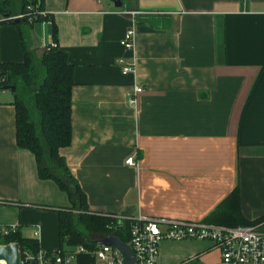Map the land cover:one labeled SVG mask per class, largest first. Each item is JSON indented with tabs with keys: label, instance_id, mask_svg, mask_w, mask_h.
I'll return each instance as SVG.
<instances>
[{
	"label": "crops",
	"instance_id": "obj_1",
	"mask_svg": "<svg viewBox=\"0 0 264 264\" xmlns=\"http://www.w3.org/2000/svg\"><path fill=\"white\" fill-rule=\"evenodd\" d=\"M122 3L43 4L73 64L71 141L59 153L88 209L119 215L132 206L134 216L238 225L210 217L236 189L242 217L264 229V0ZM133 19L127 49L120 41ZM30 39L37 51L49 43L50 21L34 22ZM23 57L18 27L0 22V62ZM119 59L134 70L122 73ZM134 85L143 91L130 104ZM13 99L12 88H0V225L17 224L40 251L54 250L62 245L57 208L70 197L40 178L34 154L16 144ZM219 260L207 239L158 244V264Z\"/></svg>",
	"mask_w": 264,
	"mask_h": 264
},
{
	"label": "trees",
	"instance_id": "obj_2",
	"mask_svg": "<svg viewBox=\"0 0 264 264\" xmlns=\"http://www.w3.org/2000/svg\"><path fill=\"white\" fill-rule=\"evenodd\" d=\"M44 0H0V17L23 13L14 23L19 29L24 57L20 61L0 62V84H13L16 144L29 149L35 157L40 178L53 179L70 197L69 207H58L60 242L93 246L90 234H115L122 241L129 240L128 219H119L113 213H98L88 209L86 195L71 173L59 148L71 141V88L73 64L66 51L45 47L37 51L31 46L30 28L36 21L49 20L53 39L57 42V26L50 12L44 9ZM28 6H31L29 8ZM38 10H44L42 15ZM212 219L226 224H249L239 212L236 189L214 209ZM4 243L17 242L20 256L36 255L38 241L21 235L19 230L2 235ZM61 245V246H62ZM81 263L90 261L79 254Z\"/></svg>",
	"mask_w": 264,
	"mask_h": 264
},
{
	"label": "built area",
	"instance_id": "obj_3",
	"mask_svg": "<svg viewBox=\"0 0 264 264\" xmlns=\"http://www.w3.org/2000/svg\"><path fill=\"white\" fill-rule=\"evenodd\" d=\"M31 8V6H28ZM45 15L44 10H38ZM120 13H129L131 16L136 11L119 9ZM23 13L0 17L2 19L18 18ZM46 21V20H43ZM134 19L125 30L120 43L127 49L134 45ZM57 42L52 39L45 47H55ZM122 73L134 70V63H125L119 59ZM143 91L141 85H134L132 94L128 97L130 104H135L136 94ZM129 165H135L133 156L125 159ZM119 219H128L129 240L136 264H158V244L163 239H207L220 249L219 264H264V229L255 224L223 225L207 221H194L188 219H174L166 216L131 215ZM18 229L17 224L0 225V236ZM38 234V229L34 230ZM79 254H84L88 262L81 263L77 260ZM19 264H124L121 251L112 244L95 243L93 246L79 244H65L50 251H38L36 255L26 253L20 256Z\"/></svg>",
	"mask_w": 264,
	"mask_h": 264
},
{
	"label": "water",
	"instance_id": "obj_4",
	"mask_svg": "<svg viewBox=\"0 0 264 264\" xmlns=\"http://www.w3.org/2000/svg\"><path fill=\"white\" fill-rule=\"evenodd\" d=\"M115 7L122 6V0H111ZM14 21H18V18H14ZM2 72H0V76ZM13 84H0V88H13ZM134 207L126 206L121 212V217H129L133 215ZM93 243H104V244H112L116 246L123 255V263L124 264H136V258L134 256V252L131 246L122 241L115 234L104 235L100 238L93 240ZM0 260H3L4 263L1 264H19V246L17 242H9V243H0Z\"/></svg>",
	"mask_w": 264,
	"mask_h": 264
},
{
	"label": "rangeland",
	"instance_id": "obj_5",
	"mask_svg": "<svg viewBox=\"0 0 264 264\" xmlns=\"http://www.w3.org/2000/svg\"><path fill=\"white\" fill-rule=\"evenodd\" d=\"M39 52V51H38ZM100 236V234H97V233H94V234H90L89 235V237L90 238H95V237H99ZM70 245H72V244H70ZM74 245V244H73Z\"/></svg>",
	"mask_w": 264,
	"mask_h": 264
},
{
	"label": "bare ground",
	"instance_id": "obj_6",
	"mask_svg": "<svg viewBox=\"0 0 264 264\" xmlns=\"http://www.w3.org/2000/svg\"><path fill=\"white\" fill-rule=\"evenodd\" d=\"M0 263H4V261L3 260H0Z\"/></svg>",
	"mask_w": 264,
	"mask_h": 264
}]
</instances>
